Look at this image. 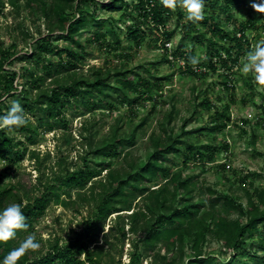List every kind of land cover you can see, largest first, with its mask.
Wrapping results in <instances>:
<instances>
[{"label": "trees", "instance_id": "trees-1", "mask_svg": "<svg viewBox=\"0 0 264 264\" xmlns=\"http://www.w3.org/2000/svg\"><path fill=\"white\" fill-rule=\"evenodd\" d=\"M132 1L136 17H133L135 23L126 27L127 39L138 47L148 33H154L165 51V62H170L169 57L175 61L183 60L185 72L194 76L198 73L205 75L202 68L231 70L243 54L244 45L249 46L247 32L258 29L255 20L264 21V15L256 13L245 22L234 23L235 31L231 36L215 17L219 0H205L207 8L203 21L178 23L181 32L186 33L184 38L193 42L199 34L200 44H205L206 58L194 69L187 62L192 50L180 44L167 54L165 47L174 35L173 30L165 27V16L176 12L180 20L184 10L179 7L175 11L166 9L160 0ZM86 2L92 4L94 1L7 0L5 3L0 0V17L4 4H8L16 13L23 9L29 16L39 14L46 22L45 34L38 39L27 36L30 41H36L25 53L19 54L16 45L11 49L0 46V91L7 98H20L25 102L21 105L25 112L33 114L34 123L30 121L27 126L14 129L25 134L31 145L37 143L39 129L50 132L66 108L81 115L100 110L110 113L114 101L133 106L148 94V100H153L152 94H160L163 82L171 76L150 80L136 74L135 79L127 76L133 70L102 67H91L83 73L85 60L91 54L81 43L79 37L85 32L81 30L94 26L93 40L100 49L115 51L121 45L114 21L97 19L95 8L92 11L83 9ZM223 3V11L229 14L232 6L240 7L245 0H223ZM98 5L110 12L120 11L122 6L126 10L130 7L123 0ZM231 18L229 14L226 21ZM199 24L206 30L199 31ZM259 28L264 31V23ZM54 35L58 38L55 40L69 42V45H52ZM51 57L56 61H51ZM13 60L33 69L22 67L19 73L6 70L4 66L12 65ZM18 79L22 80L19 91L14 86ZM224 87L228 89V84L225 83ZM9 107H0V115ZM262 109L264 113V105ZM220 117L217 115L224 126L229 119ZM173 121L171 111L162 117L158 122V133L150 135L143 157H134L127 150L137 145V133L144 120L129 132L120 134V127L114 128L108 138L96 145H92L90 136V149L80 158L81 165L53 173L51 181L45 184L40 175L36 185L25 188L19 183L13 189H6L1 184L9 176L7 170L23 159V154H18L19 148L24 152L26 147L24 141L15 140L11 131L0 130V159L7 163L0 175V209L11 203L21 204L29 229L51 205L68 208L73 203H80L89 209L79 230H73L64 243L60 244L59 239L49 241L47 245L41 243L42 248L28 252L18 264H121L127 235L133 237L131 245L135 250L129 264H137L140 257L149 258V264H263L262 259H256L253 241L247 248L246 240L254 239L259 226L264 224V189L256 190L255 195L246 192L247 202L243 205L238 198L200 184L194 175L183 176V169L175 171L177 154L182 155L183 168L192 162L209 164L213 152H209V148H195L184 141L183 134L174 132ZM261 123L264 126V119ZM86 126L84 122L82 130L88 131ZM212 126L209 132L221 130V126ZM38 156V152H30L31 159H38ZM117 161L121 164L113 167V162ZM220 167L224 168L223 165ZM201 190L205 197L195 195ZM73 193L76 194L75 200H72ZM20 236L18 232L16 239L0 243V262L19 245L23 239H19ZM209 241L221 245L219 253L228 255L225 263H220L213 253L206 251ZM259 247L264 248L262 239ZM138 248H141L139 254Z\"/></svg>", "mask_w": 264, "mask_h": 264}, {"label": "rangeland", "instance_id": "rangeland-1", "mask_svg": "<svg viewBox=\"0 0 264 264\" xmlns=\"http://www.w3.org/2000/svg\"><path fill=\"white\" fill-rule=\"evenodd\" d=\"M3 1L6 3L7 0ZM93 1L92 4L86 2L83 9L92 11L95 8V15L101 21L112 19L119 30L121 45L115 51L113 49L106 50L104 47L100 49L93 40L94 26H91L89 30H81L85 31L79 37L81 43L85 50L91 54L85 60L83 73H86L91 67H102L104 69L133 70V73L127 76L135 79L136 74L150 80H153L154 77L171 76L168 81L163 82L164 87L160 94H152L153 100H148V94L133 106L114 101V109L110 113L107 110H100L92 114L81 115L71 108L64 109L63 116L56 121L50 132L44 128L39 129L35 145L26 141L25 134L16 130L11 131V135L16 141H24L26 149L23 152V149L19 148L18 154H23V159L11 170L6 169L9 176L3 180L1 185L6 189H13L19 183L25 188L30 185L34 186L40 175L42 183L45 184L51 181L53 173L62 171L66 167L75 168L81 165L80 158L90 149V136L92 145H96L103 138H108L114 128L119 126L120 134L129 132L144 120L143 126L137 133V145L127 150L134 157H143L147 152L150 135L154 132L158 133V122L171 111L174 119L172 127L175 133L183 134L184 141L195 145V148L201 147L203 150L209 148V152L211 150L213 152V158L209 164L192 162L183 168L182 155L177 154L174 170L183 169V176L194 175L200 184L238 198L243 205H246V192L255 195L256 190L264 189V126L261 123L264 119L262 109L264 91H257L253 76L238 71L236 66L252 45L260 39H264V31L259 28L264 21L255 20V27L258 29L247 32L249 46L244 45L243 54L231 70L218 68L216 71H210V69L202 68L201 71H206V74L198 73L194 76L185 72L184 64H181L180 61L168 58L170 62H165L163 58L165 51L160 46V39L157 40L154 33H148L138 47L127 39L126 27L135 23L133 17H136L132 0H123L130 6L127 10L122 6L120 11L114 12L104 10L98 5V3H109L111 0ZM252 2L254 1L245 0V4L240 7L232 6L229 13L232 18L229 21H226L229 14L223 11V0L217 2V8L214 10L215 17L222 22L223 29L231 36L235 31L232 26L234 23L240 24L251 16H255L256 12L250 6ZM180 9L183 11L182 8ZM2 13L0 17V46L4 49H11L13 45H16V50L20 51L19 54H23L29 50V45L46 33V22L39 14L29 16L23 9L16 13L8 4H4ZM182 15L180 20L177 19L176 12L165 16L166 29L174 31L172 40L165 46L167 54L181 44L192 50V55L199 56L200 63H202L206 58L205 44H200L202 40L199 34L193 42L184 38L186 33L181 32L178 25L188 21L185 19V12ZM198 29L199 31L206 30L201 24L198 25ZM28 35L36 39L30 41ZM55 39H58L56 35L52 38V45L59 47L69 45V42ZM50 59L53 62L56 61L54 57ZM13 61L12 65L4 66L6 70L19 73L22 67L33 69L28 64ZM113 81L114 79L111 80L112 83ZM21 83V79L15 81L14 86L18 87V91L21 89ZM225 83L228 84V89L224 87ZM3 93L0 91V107L10 106V102L13 100L18 101L21 105L25 103L18 97L7 98ZM6 111L4 109L2 113L5 114ZM216 114L218 117L221 115L222 120L229 119L228 122L222 126L224 122L217 119ZM29 115L30 121L34 123L33 114ZM84 122L87 124V129L89 128L88 131L82 130ZM214 124L221 126V130L217 133L209 132ZM31 151L39 153L38 159L30 158ZM47 153L48 157H46ZM120 164L121 161L113 162V167ZM6 165L7 163L0 159V175ZM222 165L224 168L220 167ZM104 174L105 172L102 173V176ZM195 195L205 197L202 190L195 192ZM75 199L76 194L73 193L72 200ZM254 200L256 201L255 197ZM78 209L79 212H77ZM88 212L89 209L80 206V203H73L68 208L51 205L45 215L34 222L28 231L36 234L40 244L47 245L49 241L55 239H59L61 244L69 238L73 230H79L81 221ZM107 228L108 226L105 230ZM27 234L20 232L19 239L24 238ZM126 237L121 264H129L130 256L135 252L131 245L133 237L131 235ZM261 239L264 242V224L259 226L258 234L254 239L246 240V247L248 248L253 241L256 259H262L264 264V248L259 247ZM220 248L221 245L213 241H209L206 245L207 252L213 253L220 263H225L228 255L219 253ZM140 252L141 248H138L137 253ZM149 263L150 260L146 257H140L137 262V264Z\"/></svg>", "mask_w": 264, "mask_h": 264}, {"label": "clouds", "instance_id": "clouds-1", "mask_svg": "<svg viewBox=\"0 0 264 264\" xmlns=\"http://www.w3.org/2000/svg\"><path fill=\"white\" fill-rule=\"evenodd\" d=\"M164 8L175 11L178 7L185 12L188 22L197 24L204 20L205 0H160ZM253 10L264 15V0H254L250 5ZM191 47V45H189ZM194 69L200 63V57L191 55L188 57ZM181 64L185 61L181 60ZM237 70L244 74H251L254 78L257 91H264V39H260L251 49L241 57V62L236 66ZM31 120L21 104L13 100L5 114L0 115V130L12 131L27 126ZM29 224L19 203H11L0 209V243H7L16 239L18 232L28 233L19 245L10 250L0 264H18L20 259L28 252L39 250L41 244L34 232H29Z\"/></svg>", "mask_w": 264, "mask_h": 264}, {"label": "built area", "instance_id": "built-area-1", "mask_svg": "<svg viewBox=\"0 0 264 264\" xmlns=\"http://www.w3.org/2000/svg\"><path fill=\"white\" fill-rule=\"evenodd\" d=\"M170 58V57H169Z\"/></svg>", "mask_w": 264, "mask_h": 264}]
</instances>
